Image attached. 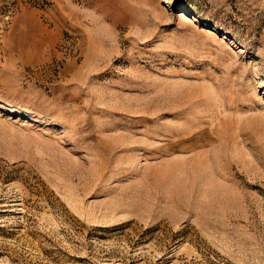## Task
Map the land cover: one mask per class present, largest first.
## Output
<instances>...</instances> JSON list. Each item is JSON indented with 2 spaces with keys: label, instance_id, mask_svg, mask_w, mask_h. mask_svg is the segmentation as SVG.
<instances>
[{
  "label": "rangeland",
  "instance_id": "obj_1",
  "mask_svg": "<svg viewBox=\"0 0 264 264\" xmlns=\"http://www.w3.org/2000/svg\"><path fill=\"white\" fill-rule=\"evenodd\" d=\"M0 264H264V0H0Z\"/></svg>",
  "mask_w": 264,
  "mask_h": 264
}]
</instances>
